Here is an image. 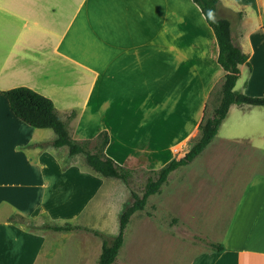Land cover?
I'll use <instances>...</instances> for the list:
<instances>
[{"label": "crops", "instance_id": "crops-1", "mask_svg": "<svg viewBox=\"0 0 264 264\" xmlns=\"http://www.w3.org/2000/svg\"><path fill=\"white\" fill-rule=\"evenodd\" d=\"M253 3L257 20L253 29L248 27L250 12L243 0H219L217 5L220 18L230 21L220 11L242 14L237 36L230 21L231 37L248 55L249 64L251 35L264 29V0ZM212 41L209 72L191 60H203L210 54ZM194 47L201 52L194 53ZM217 53L212 29L192 0H0V264H44L56 257L64 264H96L101 247L96 250L97 236L91 231L27 229L10 219L19 216L38 226L70 223L97 231L100 227L93 221L103 218L97 196L107 179L80 161L79 155L69 156L66 147H51L56 137L52 129L33 128L18 119L4 91L28 87L49 98L62 119L75 111L68 123L71 137L92 142L106 132L104 153L119 165L124 158L114 154L116 150L109 153V131L128 122L135 108H158L159 115H153L163 124L169 123L168 134L159 131L160 127H155L157 133L150 137L139 131L135 153L128 152L124 137L117 143L123 153L139 154L133 167L128 163L121 166L149 172L182 157L198 138L204 108L225 74L216 62ZM242 66L247 67L239 68ZM100 116L106 121H100ZM263 120L264 107L231 105L216 136L203 150L210 149L212 158L222 150L231 152L244 177L232 199H217V216L209 222L211 230L194 231L204 222L194 225L185 221L196 234L216 235L209 242L223 248L214 251L190 243L195 251L186 264H264ZM97 123L102 125L93 126ZM226 123L229 129L219 136ZM151 138L158 147L164 144L168 158L154 159V164L142 159L145 154H157L148 142ZM215 140L218 144L212 146ZM192 162L172 171L159 192L173 182L170 198V191L180 185L186 188ZM220 166L199 167L207 172L209 167ZM97 177L104 179L99 186ZM64 181L77 191L81 189L89 201L61 217L53 211L64 202L59 199L64 198L60 184ZM46 198L51 200L45 202ZM90 203L93 210L87 213ZM76 235L79 242L69 249L64 241ZM56 236L60 237L57 245L53 242ZM67 250L73 254L68 255Z\"/></svg>", "mask_w": 264, "mask_h": 264}, {"label": "rangeland", "instance_id": "rangeland-1", "mask_svg": "<svg viewBox=\"0 0 264 264\" xmlns=\"http://www.w3.org/2000/svg\"><path fill=\"white\" fill-rule=\"evenodd\" d=\"M243 1L247 4L246 10L250 12L248 27L253 29L257 25L256 14L254 8H252V5L254 4L253 0ZM262 11L264 15V8ZM219 14L222 16H228L232 23L234 35L237 36V34L240 33L238 25L242 14L238 12L229 13L227 11H220ZM251 39V56L249 59L250 66L241 67L240 75L234 90L248 96L258 97L263 95L264 92V29L262 31L252 33ZM213 44V41L209 44V48H211L210 54L207 53L203 60L193 57L191 62L194 66L202 65L203 67L205 66L209 72L212 71L210 64H212L214 55L212 48ZM201 50L202 49L200 48H193L194 53H200ZM220 88L221 85L215 87L210 99L207 102V116L211 115L213 108L216 106L214 101L220 97ZM194 104H196L195 99ZM157 109L158 108L155 107H151L149 109L144 108V110H142V108H135L133 110L135 114H130V116L127 117L129 120L128 122L117 124V126H114L112 131H109L112 136V143L110 146L111 149L109 153H114L116 150L118 153L114 154H118L124 158L123 163H120L121 165L128 163L130 167H133L139 158V154L137 153L136 156H132L133 154H129L127 152L123 153L122 148L117 146L120 138L124 137L126 139L125 141H128V152L135 153L137 152V135L139 131L144 132L146 136L150 137L157 133L155 127H160L161 129L159 131L168 134L169 123L163 124V121L160 119L157 120L156 116L153 115L154 113L159 115L160 112L157 111ZM99 118L102 122L106 121L103 116H100ZM227 123L230 124L229 128H231V122L227 121ZM227 123L219 129V136L224 135L225 130L229 126ZM100 125L102 124L97 123L93 126L98 127ZM155 140L156 139L151 138L150 140L148 139V142L150 145H154L157 154L149 156L145 154L143 155L144 157H142V159L148 158L151 164H154V159L168 158V151L166 150L164 144L161 143L158 147ZM96 144L97 141L95 139L90 143V148L94 149ZM217 144L218 140H215L212 146H216ZM115 147H118V150ZM202 152L192 162V177L187 182L186 188L181 187L180 185L179 188L170 191V198L168 190L169 188L173 189L175 187V183L173 182L172 184L167 185L164 189H161L163 190V192L161 191L162 193L159 192L147 199V205L143 211L135 212L131 216L124 231L123 245L118 252L117 259L114 264H186L191 253L195 251V247L190 243H193L194 245L197 244V247L200 246V248H203L207 247L206 243L210 241L211 237L216 239V235L205 236L203 234L200 235L194 233L192 229L185 224V221L189 220V223L194 225L200 223L201 221L204 222L203 224H199V226L196 225L198 228H194V231L196 230L197 232L204 233L211 230L209 222L213 221L217 216V199H232L242 183V178L244 176H242L243 170L237 166L238 161L234 159L235 157L231 152H225L222 150L213 158L210 156V149L204 153ZM109 157L113 156L109 155ZM79 160L84 162L82 156L79 157ZM210 163L213 165L219 163L221 166L220 168L214 169L209 167L207 172L203 171V169L199 167L202 166V164L209 165ZM148 176V171L135 169L132 170L128 184H125L118 179H105L104 186L97 196V205L100 206V211H103V218L98 217V220L93 221V223H96V226H99L100 229H102V231L97 229L98 232L107 237H112L117 233L120 212L126 205L131 203L132 192L141 196ZM103 181L104 179L97 177L98 186ZM60 184L63 186L62 195L64 198L59 199L64 202L59 208H56L53 211L55 215L65 217L78 205L81 207L86 206L89 198H85V193L81 192V189L78 191L75 190L72 188L69 181H64ZM75 193H77V198H74ZM166 195H169L168 198ZM46 199L47 200H45V202L51 200L49 198ZM94 202L95 201L92 203ZM92 203L88 206L86 210L87 213L93 210V207L91 206ZM48 207H50L49 203ZM223 209L226 210V208ZM223 212L221 211L220 213ZM81 219L83 221L85 218L83 217ZM46 221H48V219L44 220V222ZM75 221L78 222V220ZM30 223L34 226H38L34 223V221ZM56 237L57 238L53 241L55 245H57L60 241V237ZM77 238V235L68 237V239L64 241L65 245L71 249L72 246H75L79 242ZM96 240V250L99 251V248L101 247V240L99 237H96ZM202 240L205 241L203 242ZM61 252L65 253L64 251ZM67 253L68 255H71L73 254V251L67 250ZM37 264L41 263L39 262ZM44 264L64 263L56 257ZM66 264H69V261L66 262Z\"/></svg>", "mask_w": 264, "mask_h": 264}, {"label": "trees", "instance_id": "trees-1", "mask_svg": "<svg viewBox=\"0 0 264 264\" xmlns=\"http://www.w3.org/2000/svg\"><path fill=\"white\" fill-rule=\"evenodd\" d=\"M196 4L208 26L214 34L218 53L216 62L225 72L220 88V97L217 105L213 108L211 115L207 116V105L204 108L203 118L198 125V138L191 147L179 159H172L158 170L149 171L141 196L131 193L132 201L126 205L119 214L117 233L112 237L89 230L80 225L44 224L34 226L28 220L19 216L11 218L10 221L22 225L27 229H47L55 232L91 231L101 240V250L96 264H113L117 259L118 252L123 245L124 231L131 216L138 211H143L148 197L159 192L160 187L167 181L169 174L181 166L190 164L212 141L218 132V128L231 105H248L264 107V92L258 97L248 96L234 90L235 84L240 75V65L250 66L248 55L240 47L236 46L231 37L230 21L217 16V5L219 0H192ZM211 13V16H209ZM12 113L21 121L37 129H52L56 135L55 140L49 145L54 148L66 147L69 156H82L85 164L97 175L104 178L121 180L128 184L132 170L117 164L112 158L104 153L108 143V135L101 132L97 138L94 149L90 148V141L74 140L68 130V123L76 115L71 111L65 119H62L53 102L28 87H15L3 92ZM203 242L205 240H202ZM207 247L214 251H221L223 248L216 243L207 242Z\"/></svg>", "mask_w": 264, "mask_h": 264}, {"label": "clouds", "instance_id": "clouds-1", "mask_svg": "<svg viewBox=\"0 0 264 264\" xmlns=\"http://www.w3.org/2000/svg\"><path fill=\"white\" fill-rule=\"evenodd\" d=\"M209 16H211V13H209Z\"/></svg>", "mask_w": 264, "mask_h": 264}]
</instances>
